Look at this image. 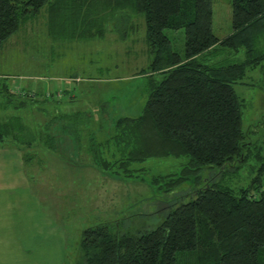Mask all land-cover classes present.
Listing matches in <instances>:
<instances>
[{
	"label": "trees",
	"instance_id": "16d2710c",
	"mask_svg": "<svg viewBox=\"0 0 264 264\" xmlns=\"http://www.w3.org/2000/svg\"><path fill=\"white\" fill-rule=\"evenodd\" d=\"M45 7L54 40L102 38L110 24L127 38L133 18L143 16L150 63L140 75L148 77V98L139 116L118 117L107 134L101 121L91 122L104 113L93 99L52 117L50 107L61 104L52 93L16 92L9 78H0V144L25 150L38 142L60 153V130L52 133L58 123L98 170L118 181L137 178L142 169L136 165L148 160L187 158L179 174L149 181L165 192L190 177L199 183L207 166L246 159L234 85L264 67V0H232L233 31L224 38L213 32V0H0V49ZM167 29L184 30L183 54L173 50ZM224 50L244 51L245 59L206 62ZM37 113L47 117L43 127ZM40 127L45 138L36 137ZM79 253L76 264H264V157L247 187L203 185L149 231L119 235L107 224L85 229Z\"/></svg>",
	"mask_w": 264,
	"mask_h": 264
},
{
	"label": "rangeland",
	"instance_id": "374dc122",
	"mask_svg": "<svg viewBox=\"0 0 264 264\" xmlns=\"http://www.w3.org/2000/svg\"><path fill=\"white\" fill-rule=\"evenodd\" d=\"M47 16L45 7L0 49V75L10 77L14 87L35 85L43 93H52L61 102L50 107L52 117L70 115L79 103L93 99L100 104L97 108L104 106V113L102 119L97 115L91 122L96 125L101 121L107 134L118 117L139 116L148 98V77L140 72L150 63L143 16L133 18L135 27L127 38L121 37V31L114 32L110 24L106 36L90 40H54L48 33ZM232 31V0H213L214 34L224 38ZM165 33L172 40L173 50L183 54L184 30L167 29ZM244 59V51L234 55L224 50L206 62L235 63ZM76 76L81 77L79 81L72 79ZM234 89L242 101L246 159L223 167L207 166L199 183L190 177L172 192L149 181L154 176L179 174L187 158L151 159L136 165L142 169L137 178L118 181L98 170L87 150H80L70 133L62 132L61 124L52 127L54 134L60 130V153L42 142L32 149L21 146L28 179L42 203L43 215L56 232L52 239L44 238L40 257L45 260L51 256L47 264H76L85 229L107 224L119 235L149 231L177 204L194 199L203 185L247 187L256 176L260 157H264V67L248 71ZM36 119L43 127L47 117L37 113ZM42 127L37 138H45ZM3 145L20 149L11 143ZM47 220L43 222L45 237Z\"/></svg>",
	"mask_w": 264,
	"mask_h": 264
},
{
	"label": "crops",
	"instance_id": "0c3cea01",
	"mask_svg": "<svg viewBox=\"0 0 264 264\" xmlns=\"http://www.w3.org/2000/svg\"><path fill=\"white\" fill-rule=\"evenodd\" d=\"M0 78L10 79L6 75ZM75 78L79 81L81 77ZM14 89L43 92L35 85ZM21 153L20 149L0 144V264H47L52 257L44 260L40 255L44 238L53 237V224L43 215L42 203L28 179L26 159H22ZM44 220L48 222L46 237L43 236Z\"/></svg>",
	"mask_w": 264,
	"mask_h": 264
}]
</instances>
